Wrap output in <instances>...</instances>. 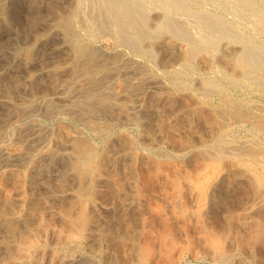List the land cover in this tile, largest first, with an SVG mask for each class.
Instances as JSON below:
<instances>
[{"label":"bare ground","instance_id":"1","mask_svg":"<svg viewBox=\"0 0 264 264\" xmlns=\"http://www.w3.org/2000/svg\"><path fill=\"white\" fill-rule=\"evenodd\" d=\"M23 1L34 9L30 21L25 25V29L28 34L33 36L35 41H41L43 38L41 34L37 32L39 28L36 26L39 21L45 19L46 14L40 13L38 9L42 5L43 0ZM44 1H46L45 4L48 6L47 13H50L52 16V19L50 18L52 21V23L50 22L52 24L50 27L54 30H58L57 27H59V31L61 30V32H63V43H65L68 54L66 60L64 59L65 61L62 59L64 65H62V62H59L60 60L58 61V59H55V61L57 60L56 63H53L54 65L50 69H46V72H42L43 74L39 73V76L29 75L25 81L22 79L23 88L29 89L30 93V97L28 100H24V102H14L12 101L13 99H10L9 95L15 92L21 85V82L15 78L18 73L15 76L9 75L10 77H7L5 81L3 79L2 82L0 81L1 86L8 95L6 97L4 93L6 98L0 100V105L13 110L17 118H19L18 116L30 114L37 104L50 113H65L70 114V117L72 115L74 117L89 115L93 116V118H96L95 115L100 114L101 116H107L113 120L117 119L118 121L121 117L126 115V113H129V103L127 102L130 98L129 96H131V94L141 93L146 84L155 83L153 77L143 70L144 67L142 66L143 68L141 69L139 66H136V64L131 61L132 59H129L131 62H122L121 59V63H117L119 60L118 55L120 56V54L111 53L112 51L106 53L96 49L93 43L90 44L88 41H81L79 39L81 36L78 35L77 37L74 33V31H77L75 30L76 28L73 31V27L76 25L75 22L77 21L76 23L79 24L78 15H83L84 17L82 18L87 16L96 28L97 26L110 27L119 45L127 47V50L130 49L131 52L140 53L142 49L145 48L146 53H151L153 55L154 47L158 45V49L160 48L161 51H164L171 60L175 59L179 65L195 62L199 64L202 63L204 66L207 65V69L211 67L210 55L217 49L218 38L221 37V34L224 36L226 31H231V27L228 23L229 21H225L221 16H211L203 11L195 10L196 8H190L188 6V0H78V3L77 0H75L77 4L87 8L86 14L84 12V14H78L74 7L61 11L62 8L59 9L58 0ZM228 5V8L238 9L245 5L251 6V2L236 0L233 3H228ZM156 9L161 13L157 18L153 19L150 13ZM5 10L0 6V19L3 21L8 20ZM79 10L80 9H78V11ZM251 14L255 21H257L258 26L264 29V16L262 13L259 10H253ZM3 21L2 23H4ZM12 23L14 22L12 21L11 24ZM11 24L9 25L11 26ZM3 26H5V24ZM10 26L8 28H10ZM12 26L14 27V25ZM44 26L48 28L47 26L49 25L44 24ZM90 26L92 27V25ZM35 27L38 28L37 31ZM51 28L47 30L50 31ZM78 28L79 26H77V29ZM9 30H11V28ZM89 30L91 29L89 28ZM39 32H41V30ZM102 33L101 31V34ZM230 33H232V31ZM32 36H30V38ZM230 37L234 42L236 41V44L237 42L240 43L242 47L226 55L219 56V63L228 68L231 71V75L238 76L239 81L241 79L243 81H249L250 79L251 81L253 77V75H251L252 70L264 67V56L261 54L263 52L253 46V44L251 45L247 38L248 36H242L241 33H232ZM49 38L51 37L49 36ZM178 39L185 41V45L181 44V40L178 41ZM257 46L260 45L258 44ZM44 47L45 49L48 48L47 46ZM5 48L7 47L5 46ZM62 48L65 49L64 46ZM24 49L25 50L21 54L18 52L20 54L19 58L24 64L29 62L32 58H34V60L37 58L33 57V49L31 50L30 46ZM61 53L58 56L62 55ZM139 55H142V53ZM8 56L10 55L8 54ZM58 56H56V58ZM41 60H43V58ZM19 63L20 62L17 60V64L20 66ZM59 63L62 64L60 65ZM136 63L139 64L138 61ZM171 63L173 62H170V64ZM41 67L45 69L44 66L41 65ZM177 67L175 69H177ZM21 71L22 70L19 72ZM178 71L180 72L183 70H177V72ZM29 72L32 71L29 70ZM186 75H189V73ZM225 75L227 76V74ZM254 75L256 76V74ZM200 78H202V76ZM208 80L210 79L208 78ZM214 82V80L212 83H203L202 81V93H204V95L208 94L210 90L221 89V84L217 82V84H215ZM162 87L164 88V86ZM155 88L159 89L158 86ZM164 89H166V87ZM47 90L51 92H49L50 95L46 93ZM164 92L156 91L157 94H153V97L149 94L148 97L145 96L148 99L151 96L155 101L152 100L154 103H150L147 99L149 102L143 104L140 111L143 116L136 117L140 118L139 124L142 125V138L140 141L144 143L143 148L149 151L150 147L159 144L164 145V147L166 146L171 150L172 155L168 156L170 158H156L144 151L137 153L135 151V142L131 139L132 136H127L128 138L120 136L116 142L112 140L110 145L97 154L93 147L94 144L92 145L85 137L68 128L70 127L68 124V127L61 124L56 130H46L35 124L26 127L23 126V128L17 129L20 139L15 143L12 142V144L8 146H5L6 143L3 145L5 132H3L4 130L2 131L3 133L0 134V155L3 160V166L0 167V253L2 255L0 264H82L87 260H85L81 254L77 255L79 247L78 240L81 236H86L98 243L107 240L108 244L109 242L111 244H116L120 249L127 251L126 256L131 263L175 264L178 257H180L179 255L182 254L180 253L182 239H184L182 235L191 239L192 235H189V231L192 230L191 228L195 230V238H199V243L204 246H209L210 250H212L210 253L215 257H222V254L226 253V251H221V247L223 248L225 246L223 243H225V239L229 234L233 233L232 230L237 234L239 232L237 240L242 245L246 246L245 248L248 247L249 250L251 249L250 251L259 250L258 252H264V174L263 176L256 175L257 177H250L247 175L246 181L241 180L242 184L238 183V181L234 182V180L225 182V177L229 179L236 178L234 176L236 170L233 167L239 164L240 160L255 157L256 155H260L263 158V148L261 147L262 149H260L258 147V142L252 139H250V141L245 140L247 141L246 143H233L227 148L226 146H228L227 143L229 142L224 138L227 136L226 131L228 127H226V125L231 124L230 120L238 119L234 113L229 114L228 112L223 113L221 111L210 112L209 110L208 112V108L200 105L192 96L185 94L183 91H180V93L178 92L179 94L176 97L170 96L171 94L168 95L169 93L167 94ZM202 93L200 92V94ZM17 94L18 93H16L15 96H17ZM125 95L128 96V99L124 98ZM227 96L230 97L228 92ZM245 97L242 99L247 98ZM160 101H165L167 105L163 103L165 107L160 106L162 103H160ZM227 101L225 102L227 103ZM239 103L242 105V102ZM224 111H226V109H224ZM137 112L139 113V111ZM246 112L245 110V113ZM46 113L47 112H45V114ZM130 114L134 117L132 112ZM150 114L158 116V120L155 122V126L158 127L156 130L157 133L152 131L151 124L154 122L152 121L153 123H151L150 121L149 123L146 119ZM56 115L57 114H55V116ZM239 122L241 123V121ZM246 122L251 123L252 121L249 122L247 120ZM7 123L8 122H6V124ZM244 124L243 122V125ZM93 126L90 127L92 128ZM253 137L256 136L253 135L252 138ZM255 142H257V144ZM197 143L201 145L193 151V154L195 153L193 158H186L184 161L185 167L173 164L169 160L171 158H185L190 152V149ZM257 159L259 160L258 157ZM208 160H210L211 163H209ZM223 162L225 164H223ZM220 163L225 165V172H223L225 176L221 178H219L221 170ZM259 165H261V163H259ZM54 168L59 170L58 172L61 175V178H58L59 180L55 176L56 171ZM244 177L242 176L243 179ZM218 179L220 187H224L225 185L228 186L229 184V187L232 185V188H239V190L241 188L243 193H240V191V194H238L235 191L236 193L231 195L221 190L217 192L218 183L216 185L217 188L214 187L215 184L212 185V183L214 180L218 181ZM247 181V185L241 186L243 182L246 183ZM107 196L118 199L121 205V217H123V219L122 221L119 220L120 230L118 229V234L116 233L118 231L113 229L114 227H101V225H94L92 223L93 221L91 222V219L96 218L95 216H97V212L102 206L103 200L106 201L110 199L106 198ZM218 199H221L225 203L226 212L225 214L223 213L224 216L222 217L213 214L215 220L212 221L209 217V213H215L214 208ZM62 202L65 205L63 208L59 205ZM114 202L116 201L114 200ZM235 204L244 206L246 209L249 208L247 207L249 204L251 208L249 216H256L251 222L250 220H244L245 225L242 226L241 229L240 224H235L239 226L233 225V215L237 214L239 216V212L236 213L235 211V209H237V207L235 208ZM247 211L249 213L250 210L248 209ZM209 219L219 226L218 229H221L220 234H217L218 236L211 235L214 231L211 230V232L209 230L214 228H209ZM112 222H109L108 225L112 224ZM216 225L213 227H216ZM218 229L216 227V230ZM192 232L193 231H191V233ZM235 232L234 234H236ZM232 235L233 234H231V236ZM233 237L234 236H232V239H234ZM183 241V243H185V240ZM239 242L236 244L238 247ZM89 243L90 242H88V244ZM186 243L188 244L189 240H186ZM94 244L95 243H93V245ZM187 244L185 246L188 248V246L191 247L192 243L188 244V246ZM98 245H96V247H98ZM203 245L200 246L202 247ZM230 245H232V243ZM196 246L195 248L193 247L194 251ZM56 247L67 248L71 253L66 252L67 254H65L57 252L55 249ZM112 247L110 248L112 249ZM201 247L197 246L198 249ZM90 248L92 249L93 247L90 246ZM114 248L117 249L118 252L120 251V249ZM226 248L230 249L229 247ZM240 248L243 247L240 246ZM91 249L90 251H92ZM101 249L100 246L98 250ZM190 249L191 248H189V250ZM124 250L122 251L125 252ZM93 251H95L97 255L100 253V251L97 252L95 249ZM117 251L115 254H117ZM202 253H204V250ZM253 254L254 253H252V255ZM112 257L113 255L110 259H112ZM248 258L250 257L247 256V259ZM128 259L127 261H129ZM252 259L254 260V258ZM198 260H200V258ZM115 261L116 260H114V262ZM212 262L214 263V261Z\"/></svg>","mask_w":264,"mask_h":264},{"label":"rangeland","instance_id":"2","mask_svg":"<svg viewBox=\"0 0 264 264\" xmlns=\"http://www.w3.org/2000/svg\"><path fill=\"white\" fill-rule=\"evenodd\" d=\"M63 1V2H62ZM73 1V2H72ZM234 1L236 0H188V6L190 8H193L195 10H199V11H203L205 12L206 14L208 15H211V16H221L225 21H229V25L231 27V31L233 34H240L245 37H247L249 39V42L251 43V45L253 44V46H255L257 49H259L262 54V56H264V29L261 28L260 26H258L257 24V21H255V19L253 18L251 12L253 10H259L262 15L264 16V0H237V1H249L251 2V6H241L239 7L238 9L237 8H228L229 5L228 3H233ZM2 3V4H1ZM46 1L43 0L42 2V5L38 8L39 9V12L40 13H45V19L43 21H39L38 23L39 24H42V25H39L37 23V26L39 28H36L35 27V30L41 34V37L43 39H41V41H35L33 36L28 34L26 29H25V25L27 22L30 21L31 19V14L33 12V8L29 7L27 3H25L23 0H0V6L2 8H4V10L6 9V6H7V9L9 10H5L6 12V15L8 16L6 21H3L1 20L0 21V81L2 82V79L5 81L7 80V77H10L9 75H17L15 76V78L21 82V85L20 87L15 91L13 92L12 94L10 93V99L14 102H24V100H28V98L30 97V93H29V89H25L23 88V81L26 80V78L29 76V75H32V76H39L41 74H43L42 72H46V69H50L55 63V59H58L59 62H62L61 64L64 65V61L66 60V56H67V51H66V46H65V43L64 42V36H62L63 32H61V30L59 31V27L58 30H54L52 29L50 26L52 25V21H51V15L50 13H47V5L45 4ZM77 3H78V0H77ZM75 0H58V6H59V9L62 8L61 11L63 10H66L67 8H73L75 9V11L78 13V14H86L87 13V8L85 6H82V5H79L77 4ZM71 4V5H70ZM68 5V7H67ZM74 5V6H73ZM79 5V6H78ZM70 6V7H69ZM77 6V7H76ZM228 6V7H227ZM45 7V8H44ZM66 7V8H65ZM78 9H80L78 11ZM83 9V10H82ZM44 10V11H43ZM30 11V12H29ZM10 12V13H9ZM28 14H27V13ZM84 12V13H83ZM13 13V15H12ZM160 11L159 10H153L150 15H151V18L155 19L157 18V16L160 15ZM24 14V16H23ZM19 15V16H18ZM48 15V16H47ZM156 15V17H155ZM223 15V16H222ZM28 16V17H27ZM79 16V19H78V22L79 24H77L75 22V27H73V31L74 29L77 30V31H74L75 35L78 37V35H80L81 37H79V39L82 41H88V43L90 42V44H94L93 46L96 48V49H99L100 51L102 50L103 52H108L110 53H116L117 55L120 54L121 58L119 55V60L117 63H121V61H133L134 64H136V66H139L141 69L143 68L144 71H146L151 77H153L155 83H151V84H146L144 87H143V90L141 93H138V94H131V96H129L130 98L128 99V96H124V98H127V102L129 103V108H128V112L129 113H126V115H124L123 117H121L120 122L117 121V119H111L107 116H101L100 114L98 115H95L96 118H93V116H89V115H84L83 117H74L73 115L70 117V114H65V113H50L49 111H45V109L39 105L36 104V106H34V109L30 112V114H27V115H24V116H18L19 118H17V115L15 114V112L11 109H8V108H5L3 107L2 105H0V134L5 132V137L3 138V145L5 144V146H8L9 144L11 145L12 142H17L20 138H19V133L17 132L18 130L17 129H20V128H23L26 127V126H29L31 124H35L39 127H42L46 130H56V128L59 126V125H64L66 127H68V125L70 127V129L76 131L77 133H79L80 135H82L83 137H85L94 147V150H95V153H100L104 150L105 147H107L108 145H110L112 142V140L114 142L117 141L118 137H131V139L135 142V151L138 153H141L142 151L146 152V153H149L150 155H153L155 156L156 158H170L168 157L169 155H172L171 154V150L169 148H167L166 146L164 147V145H157V146H153V147H150L149 151L145 148H143L144 146V143L143 141H140L141 138H142V135H141V131H142V125H140V118L138 117H142L143 114L141 111V107L143 104H147V102L150 101V103H154L152 102L153 100V94H157L156 91H162L164 93H169L168 95L170 96H173V97H176L180 91H183L185 92V94L187 95H190L192 96L200 105H203L205 108H208L207 111L209 110L210 112H213V111H216V112H223V113H226L228 112L229 114H233L236 116V118L238 119H234V120H230V125L227 124L226 127H228L227 131H226V134L227 136H225V140L229 143L228 146H226L227 148H229V146H231V144L233 143H246L247 141H250V139H252L253 141H257L258 142V147L260 149L263 148L264 150V67H260V68H255L254 70H252V74L253 77L255 76L254 74H256V78L252 77L251 81L249 79V81H243L242 79L239 81L238 79V76L236 75H231V71L226 68L224 65H220L219 63V56L221 55H226L228 53H230L231 51H236L238 49H240L242 47V45L240 43L237 42L236 44V41L234 42V40L230 37L232 36V33H230L231 31H226L224 34V36H222L223 34H221V37H219L218 39V42H217V49L214 53H212L210 55V61H211V67H208L207 69V65H203L202 63H195V62H190V64H186V65H179L178 62H176L175 59H172L169 58L166 53L164 51H161V49L159 48L158 49V45L154 47V52H153V55L151 53H146V50L145 48L142 49V51L140 53H142V55H139L140 53H134V52H131L130 49L127 50V47L125 46H120L118 41L116 40V36L113 32V30L109 27H106V26H94L92 24V21L86 16L85 18H82L84 17L83 15H78ZM226 16V17H225ZM228 16V17H227ZM233 16V17H232ZM10 17V18H9ZM13 17V18H11ZM225 17V18H224ZM24 18V19H23ZM49 18V19H47ZM51 18V19H50ZM230 18V19H229ZM9 19H12V20H9ZM20 19V20H19ZM29 19V20H28ZM236 19V20H235ZM15 20V21H14ZM23 20V21H21ZM48 20V21H47ZM2 21L4 23H2ZM9 23H8V22ZM16 22L15 24L11 22ZM21 21V22H20ZM47 21V22H46ZM233 21V22H232ZM51 22V23H50ZM83 24H82V23ZM8 23V24H7ZM49 23V24H48ZM85 23V24H84ZM87 23V24H86ZM89 23V24H88ZM236 25H235V24ZM5 24V26L3 25ZM11 24L14 25L13 29L12 27L9 25ZM18 24V25H17ZM44 24L46 25H49L47 26L48 28H46V26H44ZM81 24V25H80ZM7 25V27H6ZM89 25V26H88ZM92 25V27L90 26ZM10 26L11 30H9L10 28H8ZM19 26V27H18ZM21 26V27H20ZM77 26H79V28L77 29ZM233 26V27H232ZM81 27V28H80ZM87 27V28H86ZM106 27V28H105ZM238 27V28H236ZM2 28V29H1ZM50 29V31H48ZM89 28L91 30H89ZM94 28V29H93ZM4 29V30H3ZM44 29V30H42ZM48 29V30H47ZM87 29V30H86ZM99 29V31H98ZM23 30V32H22ZM41 30V32H39ZM109 30V31H108ZM16 31V32H15ZM94 31V32H93ZM101 31L103 32L101 34ZM105 31V32H104ZM237 31V32H236ZM13 32V33H12ZM46 32V33H45ZM48 32V34H47ZM55 32V34H54ZM58 32V33H57ZM90 34H88V33ZM111 32V33H110ZM15 33V35H14ZM23 33V34H22ZM79 33V34H78ZM83 33V34H82ZM11 34V35H10ZM61 34V36H60ZM23 35V36H22ZM28 35V36H27ZM58 35V36H57ZM64 35V34H63ZM87 35V36H86ZM89 35H90V38H89ZM112 35V36H111ZM226 35V36H225ZM30 36H32L30 38ZM49 36L51 38H49ZM92 36V37H91ZM14 37V38H13ZM46 37V38H45ZM54 37V38H53ZM223 37V38H222ZM226 37V38H225ZM9 38V39H8ZM11 38V39H10ZM24 38V39H23ZM30 38V40H29ZM56 38V39H55ZM60 38V40H59ZM63 38V39H61ZM86 38V40H85ZM92 38V39H91ZM225 38V40H224ZM231 38V39H230ZM6 39V40H5ZM49 39V40H48ZM55 39V41H54ZM257 39V40H256ZM4 40V41H2ZM14 40V42H13ZM33 40V41H32ZM46 40V41H45ZM48 40V41H47ZM53 40V41H52ZM57 40V42H56ZM59 40V41H58ZM90 40V41H89ZM181 39H178V41H180ZM10 41V42H9ZM97 43H96V42ZM252 41V42H251ZM30 42V43H29ZM95 42V43H94ZM117 42V43H116ZM234 42V43H233ZM258 42V43H257ZM263 42V43H262ZM9 43V44H8ZM12 43V44H11ZM16 43V44H15ZM37 43V44H36ZM49 43V44H48ZM181 44H184L185 45V41L181 40L180 42ZM228 43V44H227ZM255 43V44H254ZM8 44V45H6ZM25 44V45H24ZM27 44V45H26ZM52 46H51V45ZM59 44V45H58ZM260 45V46H257V45ZM47 46L48 48L45 49L44 46ZM219 45V46H218ZM5 46L7 48H5ZM8 46H11V47H8ZM13 46V47H12ZM19 46V47H18ZM30 46V49L33 51V57H37L35 60L34 58H32L29 62H27L26 64H24L19 56L20 54L25 50L24 48H29ZM32 46V47H31ZM34 46V47H33ZM57 46V47H56ZM59 46V48H58ZM64 46L65 49H63L62 47ZM100 46V47H99ZM54 47L53 49L50 48ZM103 47V48H102ZM143 47V45H142ZM237 47V48H235ZM262 47V48H260ZM9 48V49H8ZM16 48V49H15ZM22 48V49H21ZM37 48V49H36ZM57 48V49H56ZM60 49V50H59ZM106 49V51H105ZM123 49V50H122ZM12 50V51H11ZM20 50V51H19ZM36 50V51H35ZM49 50V51H48ZM59 50V51H57ZM61 50H62V53H61ZM126 50V51H125ZM219 50V51H217ZM228 50V51H227ZM9 51V52H8ZM17 51V52H16ZM45 51H48V52H45ZM52 51V52H51ZM57 51V52H56ZM115 51V52H114ZM126 53H125V52ZM130 51V52H129ZM224 51V52H223ZM8 52V53H7ZM13 52V53H12ZM20 54H19V53ZM37 52V53H36ZM64 52V53H63ZM123 52V53H122ZM129 52V53H128ZM218 52V53H217ZM45 53V54H44ZM51 55H50V54ZM56 53V55H55ZM62 54L60 56H58L59 54ZM132 53V54H131ZM145 53V54H144ZM8 54L10 56H8ZM37 54V55H36ZM38 54H41V55H38ZM65 54V55H64ZM129 54V55H128ZM17 57H16V56ZM48 55V57H47ZM151 55V56H150ZM213 55V57H212ZM51 56V57H50ZM56 56H58L56 58ZM131 56V57H130ZM155 56V57H154ZM164 56V57H163ZM46 57V58H45ZM129 57V58H128ZM162 57V58H161ZM212 57V58H211ZM43 58V60H41ZM54 58V59H53ZM134 58V59H133ZM164 58V59H163ZM218 58V59H217ZM40 59V60H39ZM46 59V60H45ZM48 59V60H47ZM64 61H63V60ZM122 59V60H121ZM131 61H130V60ZM217 59V60H216ZM17 60L18 62H20V66L17 64ZM34 60V61H33ZM54 60V62H53ZM121 60V61H120ZM139 62L136 63L137 61ZM175 60V61H174ZM216 60V61H215ZM14 61V63H13ZM46 61V62H45ZM8 64H6V63ZM32 62V63H31ZM40 62V63H39ZM170 62H173L170 64ZM176 62V63H175ZM37 63V64H36ZM54 63V64H53ZM141 63V64H140ZM175 63V65H174ZM22 64V65H21ZM29 64V65H28ZM60 64V63H59ZM60 64V65H61ZM66 64V63H65ZM163 64V66H162ZM165 64V65H164ZM167 64V65H166ZM217 64V65H216ZM16 65V66H15ZM28 65V66H27ZM44 66L45 69H43ZM51 65V66H50ZM170 65V66H168ZM189 65V66H187ZM197 65V66H196ZM14 68H13V67ZM24 66V68H23ZM47 66V67H46ZM49 66V67H48ZM143 66V67H142ZM177 69H175L176 67ZM187 66V67H186ZM204 68H202V67ZM215 66V67H214ZM7 67V68H6ZM26 67V68H25ZM31 67V68H30ZM171 69H170V68ZM222 67V68H221ZM6 68V69H5ZM12 68V69H10ZM22 68V69H21ZM29 68V69H28ZM40 68V69H39ZM146 68V69H145ZM166 68V69H165ZM191 68H195L194 70L191 69ZM215 68V69H214ZM8 69V70H7ZM10 69V70H9ZM14 69V70H13ZM26 69V70H25ZM197 69V71H196ZM220 69V71H219ZM225 69V70H224ZM17 70V71H16ZM20 70H22L21 72H19ZM29 70H31L32 72H29ZM44 70V71H43ZM169 70V71H168ZM177 70H187V71H178ZM193 70V71H192ZM208 70V71H207ZM211 70V71H210ZM217 72H216V71ZM26 71V72H25ZM39 71V72H38ZM174 71V72H173ZM214 71V72H213ZM219 71V72H218ZM262 71V72H261ZM13 72V73H12ZM23 72V73H22ZM150 72V73H149ZM177 72V73H176ZM192 72V73H191ZM204 72V74H203ZM223 72V73H222ZM227 72V73H226ZM229 72V73H228ZM7 75H6V74ZM12 73V74H11ZM30 73V74H29ZM182 73V74H181ZM189 75H186L188 74ZM221 73V74H220ZM254 73V74H253ZM24 76H22V75ZM36 74V75H35ZM153 74V75H152ZM155 74V75H154ZM174 74V75H173ZM178 74V76H177ZM181 74V75H180ZM184 74V76H183ZM211 74V75H210ZM219 74V75H218ZM224 74V75H222ZM227 74V76L225 75ZM250 74V73H249ZM19 75V76H18ZM222 77H221V76ZM229 75V76H228ZM258 75V77H257ZM261 75V76H259ZM22 76V77H21ZM176 76V77H175ZM189 76V77H188ZM202 76V78H200ZM210 76V77H209ZM18 77V78H17ZM25 77V78H24ZM207 77V78H206ZM221 77V79H220ZM250 77V76H249ZM6 78V79H5ZM21 80H20V79ZM208 78L210 80H208ZM259 78V79H258ZM22 79H24L22 81ZM157 79V80H156ZM178 81H177V80ZM188 81H187V80ZM200 79V80H199ZM202 79V80H201ZM205 81H204V80ZM212 79V80H211ZM257 79V80H256ZM261 79V80H260ZM9 80V79H8ZM192 80V81H191ZM207 80V81H206ZM213 80L215 81L214 83L215 84H221V89H213V90H210L208 91V94L204 95L203 92V88H202V81L203 83L205 82H213ZM224 80V81H223ZM263 80V81H262ZM173 81V82H172ZM223 81V82H222ZM233 81V82H231ZM239 81V82H238ZM0 82V83H1ZM156 82H159V83H156ZM161 82V83H160ZM182 82V83H181ZM193 84H192V83ZM198 82V83H197ZM217 82V83H216ZM185 83V84H184ZM190 83V84H188ZM226 83H227V86H226ZM160 84V85H159ZM231 84V85H230ZM254 84V85H253ZM256 84V85H255ZM177 85V86H176ZM200 87H199V86ZM243 85V86H242ZM249 85V86H248ZM251 85V86H250ZM263 85V86H262ZM151 86V87H150ZM154 86V87H153ZM159 87V89L155 88V87ZM162 86H164V88L166 87V89H164ZM182 86V87H181ZM193 86V87H192ZM147 87V88H146ZM161 87V89H160ZM169 89H168V88ZM181 87V89H180ZM185 87V88H183ZM236 87V88H235ZM171 88V89H170ZM195 88V89H194ZM225 88V89H224ZM233 88V89H232ZM260 88V89H259ZM245 89V90H244ZM263 89V90H262ZM0 90H1V94L0 93V100L1 99H4L6 98L8 95L6 93V91H4V88L1 86L0 84ZM149 90V92H148ZM225 90V91H224ZM239 90V91H238ZM262 90V91H261ZM4 91V92H3ZM23 91V92H22ZM177 91V92H176ZM187 91V92H186ZM195 91V92H194ZM199 91V93H198ZM215 91V92H214ZM220 91V92H219ZM258 91V92H257ZM25 92V93H24ZM49 90H47L46 93L49 94ZM150 92H153V93H150ZM179 92V93H178ZM200 92L203 94H200ZM217 92V93H216ZM227 92H228V95L227 96ZM250 92V93H249ZM6 97H5V95ZM17 94V96H15V94ZM27 93V94H26ZM51 93V92H50ZM236 93V95H235ZM241 95H240V94ZM245 93V95H244ZM249 93V94H248ZM147 94V95H146ZM151 95L149 97V99L147 98L149 95ZM3 97H2V96ZM29 95V96H28ZM50 95V94H49ZM195 95V96H194ZM199 95V97H198ZM222 95V96H221ZM249 95V96H248ZM252 95V96H251ZM13 96V97H11ZM147 96V97H145ZM207 96V97H206ZM209 96V97H208ZM221 96V97H220ZM247 98H246V97ZM2 97V98H1ZM19 97H20V101H19ZM219 97V98H218ZM246 98V99H242V98ZM142 98V99H141ZM145 98H146V101H145ZM238 98V99H237ZM251 98V99H250ZM255 98V99H254ZM131 99V100H130ZM149 101H148V100ZM151 99V100H150ZM199 99V100H198ZM204 99V100H203ZM217 99V101H216ZM224 99V100H223ZM226 99V100H225ZM233 99V100H232ZM214 100V101H213ZM222 100V102H221ZM228 100V101H227ZM155 101V100H153ZM204 101V102H203ZM227 101V103L225 102ZM245 101V102H243ZM162 102V103H161ZM202 102V103H201ZM236 102V103H235ZM239 102H242L240 105ZM160 106H164V104L167 105V103L165 101H160ZM164 103V104H163ZM252 103V104H251ZM259 103V104H258ZM211 104V105H209ZM239 104V105H237ZM217 105V106H216ZM236 105V106H234ZM251 105V106H250ZM39 106V107H38ZM222 106V107H221ZM231 106V107H230ZM234 106V107H232ZM243 106V107H242ZM258 109H257V107ZM36 107V108H35ZM165 107V106H164ZM210 107V108H209ZM213 107H217L216 110L215 108ZM242 107V108H241ZM38 108V109H37ZM40 108V109H39ZM212 108V109H211ZM226 109V111H224V109ZM230 108V109H229ZM255 108V109H254ZM132 109V110H131ZM140 109V110H139ZM234 109V110H233ZM242 109V110H241ZM251 109V110H250ZM37 110V111H36ZM230 110V112H229ZM245 110L247 111L245 113ZM254 110V111H252ZM44 113H43V112ZM139 111V113L137 112ZM208 111V112H209ZM232 111V112H231ZM236 111V112H235ZM14 114H12V113ZM45 112H47L45 114ZM133 113L134 117L130 114V113ZM137 112V113H136ZM242 112V113H241ZM254 112V113H253ZM262 112V113H261ZM4 113V114H3ZM33 113V114H32ZM12 114V115H11ZM55 114H57L55 116ZM133 117H131L130 115ZM141 114V115H139ZM255 114V115H254ZM11 115V116H10ZM14 115V116H13ZM64 115V116H63ZM242 115V116H241ZM4 116V117H3ZM6 116V117H5ZM66 116V117H65ZM69 116V117H68ZM126 116V117H125ZM138 116V117H136ZM241 116V117H240ZM244 116V117H243ZM255 116V118H254ZM258 116V118H257ZM65 117V118H64ZM86 117V118H85ZM129 120H128V118ZM131 117V119H130ZM150 117V118H149ZM242 119H240V118ZM263 117V118H262ZM9 118V119H8ZM22 118V119H20ZM72 118V119H71ZM125 118V119H123ZM138 118V119H137ZM146 118V117H145ZM149 118V119H148ZM244 118V120H243ZM261 118V119H260ZM17 119V120H16ZM71 119V120H70ZM74 119V120H73ZM88 121H86V120ZM149 123L151 121V123L154 124H151L152 125V131L154 133H157V129L158 127L155 126V122H157L158 120V116L156 115H153V114H150L149 116H147L146 118ZM220 119V117H219ZM248 120L249 122L251 123H248L245 121ZM254 119V120H253ZM258 119V121H257ZM8 122L7 125L6 122ZM9 120V121H7ZM13 120V121H11ZM16 120V121H15ZM62 120V121H60ZM68 120V121H67ZM125 120V121H123ZM134 120V121H133ZM225 120V119H224ZM241 121V123L239 121ZM89 121H92V122H89ZM132 121V122H131ZM153 121V122H152ZM261 121H262V124H261ZM95 122V123H93ZM122 122V123H121ZM135 122V123H134ZM243 122L245 123L243 125ZM19 123V124H18ZM23 123V124H22ZM256 123V124H255ZM258 123V124H257ZM5 124V125H4ZM41 124V125H40ZM68 124V125H67ZM87 124V125H85ZM92 124V125H91ZM233 124V126H232ZM236 124V125H235ZM19 125V127H18ZM93 126L92 128L90 126ZM242 125V126H241ZM254 125V126H253ZM2 126V127H1ZM5 129H4V127ZM44 126V127H43ZM136 126V127H135ZM238 126V127H237ZM240 126V127H239ZM51 127V128H50ZM72 127H75V128H72ZM96 127V128H95ZM121 127V128H120ZM246 127V129H245ZM255 129H254V128ZM7 128V129H6ZM89 128V129H88ZM100 128V129H99ZM137 128V129H136ZM141 128V129H140ZM244 128V129H243ZM248 128V129H247ZM14 129V130H13ZM76 129V130H75ZM97 129V130H95ZM117 129V130H116ZM232 129V130H231ZM243 129V130H242ZM259 129V130H258ZM4 130V131H3ZM95 130V131H94ZM113 130V131H112ZM128 132H127V131ZM236 130V131H235ZM249 130V131H248ZM257 130V131H256ZM3 131V132H2ZM9 131V132H8ZM79 131V132H78ZM130 131V132H129ZM156 131V132H155ZM232 131V132H231ZM253 131V132H252ZM256 132V133H255ZM259 132V133H257ZM124 133V135H123ZM232 133V134H231ZM237 133V134H236ZM250 133V134H249ZM262 133V134H261ZM126 134V135H125ZM133 134V135H132ZM136 134V135H135ZM230 134V135H229ZM246 134V135H245ZM236 135V137H235ZM241 135V136H240ZM244 135V136H243ZM256 136V137H253L252 136ZM263 135V137H262ZM100 136V137H99ZM107 136V137H106ZM251 136V137H250ZM241 137V138H240ZM244 137V138H243ZM258 137V139H257ZM128 138V137H127ZM229 138V139H228ZM237 138V139H236ZM247 138V139H246ZM5 139V140H4ZM98 139V140H97ZM104 139V140H103ZM256 139V140H255ZM93 140V141H92ZM237 140V142H236ZM239 140V141H238ZM242 140V141H241ZM247 140V141H245ZM261 142H260V141ZM93 143H92V142ZM102 141V142H101ZM140 141V142H139ZM96 142V143H95ZM108 142V143H107ZM113 142V143H114ZM257 142H255L257 144ZM262 143V145H261ZM199 144V145H198ZM198 145V146H197ZM201 144L200 143H197L192 149H190V152L187 154V156L185 158H177V159H169L173 164H176V165H182L183 167H185L184 165V161L186 160V158H193V151L195 149H197ZM100 146V147H99ZM163 146V147H162ZM197 146V147H196ZM97 147V148H96ZM157 147V148H156ZM262 147V148H261ZM156 148V149H155ZM97 149V150H96ZM163 149V150H162ZM170 151H169V150ZM192 151V152H191ZM0 154H1V149H0ZM159 155V156H158ZM257 157L259 158V160L257 159ZM256 158V159H255ZM174 160V161H173ZM256 160V161H255ZM264 156L262 158V156L260 155H256L255 157H250L248 159H245V160H240L239 161V164H237L235 167H233L235 170H236V174L234 175L236 178L235 179H229L228 177H225V182L229 181V180H234V182H237L238 183H241L242 184V181H246L247 179V175H249L250 177H257L258 175L260 176H263L264 174ZM242 161V162H241ZM183 162V163H182ZM209 163H211L210 160H208ZM245 162V163H244ZM249 162V163H248ZM2 163V164H1ZM255 163V164H254ZM259 163H261V165H259ZM223 164H225L223 162ZM263 164V165H262ZM3 166V160L1 158V155H0V167ZM220 166H221V170H220V177H224L225 176V165H222V163H220ZM248 166H251V167H248ZM191 167V166H190ZM59 168V167H58ZM241 168V169H240ZM56 173H55V176L56 178L60 179L61 178V175L60 173L58 172L59 170L54 168ZM261 171V172H259ZM241 172V173H240ZM257 172V173H256ZM223 173V174H222ZM238 173V174H237ZM245 173V174H243ZM247 173V174H246ZM242 174V175H241ZM255 174V175H253ZM257 175V176H256ZM242 176L244 177V179L242 178ZM238 177V178H237ZM241 177V178H240ZM56 179V180H57ZM58 179V180H59ZM55 180V181H56ZM217 180V179H216ZM214 180V182L212 183L215 184L214 187L217 188V183H218V190H216L217 192L219 190H221L222 192H225L226 194H234V193H243V191L239 190V188H232V185L231 187H229V184L228 186H224V187H220V182H219V179L218 181ZM242 180V181H241ZM248 184V181L245 183L243 182V185L241 186H245ZM213 187V186H212ZM231 189V190H229ZM238 189V191H237ZM236 191V192H235ZM241 191V192H240ZM240 192V193H239ZM157 194V193H156ZM106 198H110L109 200L107 199L106 201L103 200V204H102V208L100 207L99 208V211L97 212V216H95L96 218H93L91 219V222L94 224V225H101V227H114L113 229L117 230L118 229L120 230V221H122L123 217H121V205H120V202L118 199H114V198H111L110 196H107ZM105 198V199H106ZM116 202H114V200ZM111 203H110V202ZM110 204H109V203ZM219 202V203H218ZM106 205H105V204ZM60 207H64V203H60L59 204ZM58 205V207H59ZM57 207V208H58ZM237 207V209H235L236 213L239 212V216L237 214L233 215L232 219L234 220L233 222V225L235 224H240V229L242 228V226L245 225V222L244 220L246 221H249L250 222L252 220L255 219L256 216H249L250 212H251V208H250V205L248 204L247 207L249 208H244V206H241V205H238V204H235V208ZM241 210H240V208ZM120 208V209H119ZM59 209V208H58ZM105 209V210H104ZM224 209V210H223ZM250 210L249 213L247 210ZM102 210V211H101ZM104 210V212H103ZM120 210V211H119ZM226 210V206H225V203L221 200V199H218L217 201V204L215 205V208H214V211L215 213L211 212L209 213V217L210 219H212V221H214V216L213 214H216L217 216H224L223 213L225 214V211ZM239 210V211H237ZM109 211V213H108ZM246 211H247V214H246ZM106 212V213H105ZM117 212V213H116ZM108 213V214H107ZM111 213V214H110ZM222 215H220V214ZM245 213V214H244ZM211 215V216H210ZM241 215V216H240ZM245 215H248V216H245ZM252 215V214H251ZM213 216V217H212ZM236 216V217H235ZM107 217V218H106ZM111 217V218H110ZM113 217V218H112ZM116 217V218H115ZM212 217V218H211ZM251 217V218H249ZM110 218V219H109ZM115 218V219H114ZM121 218V219H120ZM94 219H95V222H94ZM108 219V220H107ZM113 219V220H112ZM209 219V220H210ZM97 220V221H96ZM117 220V221H116ZM207 220V219H206ZM208 220V221H209ZM103 221V223H102ZM113 221V222H112ZM207 221V222H208ZM210 220V225H209V228H214V229H210L209 231H214L212 232L211 235H219L220 234V230L221 229H218V225L215 224V222H212ZM240 221V222H239ZM100 222V223H99ZM111 223L110 225H108V223ZM237 222V223H236ZM239 222V223H238ZM99 223V224H98ZM116 223V224H115ZM214 223V224H213ZM106 224V225H105ZM217 227V229L219 230H216V227H213L215 226ZM235 226H239V225H235ZM100 227V226H99ZM239 228V227H238ZM193 231L191 233V231H189V235L191 236V239H188L186 238L184 235H182V248H181V252L182 253L181 255H179L180 257H178L177 261L175 262V264H264L263 261H264V252H258L259 250H254V251H250L249 248H245L246 246L242 245L237 239H238V234L232 230L233 234L232 236H234L232 239V236L231 234H229V236L225 239V243H223V245H225L223 248L221 247V251H226V253H223L222 254V257H215L212 255V253H210V251L212 252V250H210V247L209 246H204L203 244L199 243L200 240H198L199 238H195L196 236V232L193 228H191ZM239 229V230H240ZM234 232L236 234H234ZM117 234L119 233L116 232ZM214 233V234H213ZM216 233V234H215ZM194 235V236H193ZM217 235V236H218ZM236 235V236H235ZM194 237V238H193ZM84 239V240H82ZM87 239V240H86ZM197 240V241H194V240ZM214 239V238H213ZM232 239V240H231ZM185 240V243H183ZM186 240H189V243H192L191 244V247L188 246V244L186 243ZM191 240V241H190ZM237 240V242H236ZM78 253L77 255H80L85 259L87 260L86 262L84 261L82 264H135V263H131V261L127 258V251L124 250V249H120V247L116 246V244H111L109 242H107V240L105 241H101V242H96V241H92V239L90 238H87L86 236H81L80 239L78 240ZM92 241V242H91ZM81 242V243H80ZM88 242H90L88 244ZM196 242V243H195ZM224 242V240H223ZM239 242V247L238 244ZM93 243H95V247L93 245ZM99 245H98V244ZM198 243V245H197ZM232 243V245H230ZM234 243V245H233ZM86 244V245H85ZM91 244V245H90ZM102 244V245H101ZM187 244L188 248L185 246ZM194 244V245H193ZM198 247H201L200 245H203L200 249L197 248ZM92 246L93 248L91 249L90 246ZM96 245H98V247H96ZM115 245V246H114ZM89 246V247H87ZM100 246H101V250H98L100 249ZM113 246V247H112ZM196 246V250L195 251H198V252H195L193 249L195 248ZM243 247V248H240ZM112 247V249L110 248ZM114 247L118 248V250L120 249V251L118 252L117 249H115ZM194 247V248H193ZM226 247H229L230 249L226 248ZM62 247H56V251L57 252H62V253H71V251L67 248H62ZM90 248L92 251H90ZM98 248V249H97ZM189 248H191L189 250ZM60 249V250H59ZM86 249V250H85ZM96 250L97 252L100 251L99 255L96 254L95 251L93 250ZM209 249V250H208ZM223 249V250H222ZM239 251H238V250ZM80 250V251H79ZM122 250H124L125 252H123ZM188 250V251H187ZM204 250V253H202ZM206 250V251H205ZM231 250V251H230ZM249 250V251H248ZM64 251V252H63ZM82 251V252H81ZM86 251V252H85ZM115 251V252H114ZM117 251V254H115ZM187 251V252H186ZM230 251V252H229ZM234 251V252H233ZM243 251V252H241ZM245 251V252H244ZM247 251V252H246ZM67 252V253H66ZM85 252V254H84ZM122 252V253H121ZM209 252V253H208ZM240 252V253H239ZM254 253L252 255V253ZM257 252V253H256ZM193 253V254H192ZM261 253V254H260ZM84 254V255H83ZM94 254V255H93ZM122 254V256H121ZM210 254V255H209ZM225 254V255H224ZM247 254V255H245ZM257 256H256V255ZM113 255L112 259L111 256ZM119 255V256H118ZM187 255V256H186ZM193 255V256H192ZM197 255V256H196ZM234 255V256H233ZM240 255V256H239ZM255 255V257H254ZM1 253H0V258H1ZM86 256V257H85ZM98 256V257H97ZM118 256V257H117ZM192 256V257H191ZM200 256V257H199ZM229 256V257H228ZM247 256L250 257L247 259ZM123 257V258H122ZM191 257V258H190ZM196 257V258H195ZM206 257V258H205ZM242 257V258H241ZM257 257V258H256ZM100 258V259H99ZM116 258V259H115ZM126 258V260H125ZM200 258V260H198ZM205 258V259H204ZM210 260H209V259ZM224 258V259H223ZM254 258V260L252 259ZM91 259V260H90ZM121 259H122V262H121ZM127 259L129 261H127ZM213 259V260H212ZM219 259V260H218ZM221 259V260H220ZM262 259V261H261ZM90 260V261H89ZM114 260H116L114 262ZM118 260V261H117ZM204 260V261H203ZM216 260V261H215ZM218 260V261H217ZM227 260V261H226ZM229 260V261H228ZM248 260V261H247ZM113 261V262H112ZM125 261V262H124ZM190 261V262H189ZM214 261V263L212 262ZM233 261V262H232ZM94 262V263H93ZM224 262V263H223ZM137 264V263H136Z\"/></svg>","mask_w":264,"mask_h":264}]
</instances>
